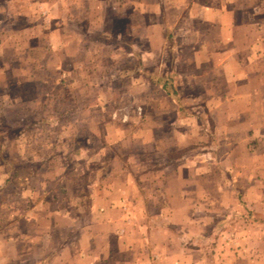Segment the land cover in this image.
Segmentation results:
<instances>
[{
	"label": "rangeland",
	"instance_id": "rangeland-1",
	"mask_svg": "<svg viewBox=\"0 0 264 264\" xmlns=\"http://www.w3.org/2000/svg\"><path fill=\"white\" fill-rule=\"evenodd\" d=\"M78 1L82 0H0L2 249H7L4 241L21 233L15 240V257L3 256L0 264L70 261L69 255L63 256L60 263L55 257L42 259L46 254H41L40 248L43 246L41 234L46 233L50 225L86 227L90 223L85 211L86 200L79 202L73 193L88 191L93 182L108 176H123L125 170L129 177L145 174L151 178L158 168L168 166L185 177L222 175L238 181V185H232V194L226 184L222 199L210 188L212 185L207 184V195L211 196L208 202L203 204L204 200L197 201L193 195L185 201L186 207L197 204L187 209L198 211L201 217L204 211L203 218L208 223L199 230L194 225L197 223L191 224L195 227L191 230H197L196 235L206 237L200 242L201 249L196 248L198 243L191 242V247L200 250L205 262L193 258L192 263L229 264V260L243 253L259 258L264 253V215L248 210L246 205L253 191L247 195L245 184L240 181L245 182L246 176L260 179L264 170L247 169L244 147L235 158L237 167L232 170L220 167L230 150L248 135L230 134L233 122L216 117L214 103H204L205 98L213 96V89L208 94L199 86H185V79L179 81L177 73L175 89L162 91L151 85L152 77L172 80L169 56L162 51L158 55L151 54V42L146 38L136 39L134 32L123 27L121 21L114 22L111 45L105 46L101 38L94 40L92 35H87L88 25L83 23L79 27L84 28V37L80 41L71 40V29L75 25L70 23L72 19L67 21L66 18L63 23L68 31V47L75 44L89 49L87 55L64 56L60 50L63 40L59 39V34L56 38L51 33L59 27L55 18L60 11L62 16H68L71 3ZM141 8L145 10V6ZM95 11L100 13L101 9ZM146 17L140 20L144 36L146 24L150 23ZM132 25L129 22L128 26ZM154 41L161 49L162 40L157 37ZM122 45L129 49L138 45L142 54L124 56L120 54ZM171 93L181 102H173L169 98ZM220 108L225 111L227 106L223 104ZM239 129L247 133L246 127ZM258 139L262 136H255L247 151L253 153L255 163H262L264 145ZM155 199L151 209L157 207L156 203L163 204L161 198ZM78 202L83 208L79 214L73 209ZM182 204L180 200L173 205L177 235L174 252L180 262L175 264H183L184 249L180 244L186 242ZM61 207L63 213L55 215L54 210ZM67 209L71 212H65ZM191 215L199 220V215L193 212ZM247 226L254 237L250 249L241 242L247 235ZM28 245L32 254L25 258ZM200 254L193 255L200 258Z\"/></svg>",
	"mask_w": 264,
	"mask_h": 264
},
{
	"label": "crops",
	"instance_id": "crops-1",
	"mask_svg": "<svg viewBox=\"0 0 264 264\" xmlns=\"http://www.w3.org/2000/svg\"><path fill=\"white\" fill-rule=\"evenodd\" d=\"M83 2L85 0L71 3L68 16H62L60 11L55 18L59 27L51 33V36L57 38L59 34V39L61 37L63 40L60 43L62 46L60 50L63 51L64 56L87 55L89 49L75 44L68 47V31L63 23L66 18L67 21L72 19L70 23L75 25L71 29V40L80 41L84 37V28L79 27V24L83 23L88 25L87 35L93 37L89 36V38L94 40L101 38L105 46L111 45V29L114 22L121 21L123 27L130 28L134 32L136 39L146 38L151 42V54L158 55L162 51L169 56L171 68L169 72L173 74L172 80L152 77L151 85L162 91L171 90V87L177 85L178 81L175 80L177 73L179 81L185 79V86H199L208 94L213 89V96L205 98L204 103H214L213 114L233 122L230 134L248 135L247 138L237 142L230 150L227 159L220 162V167L231 170L237 167L235 158L239 150L244 147L247 169L264 170V162L255 163L253 153L247 151L248 146L254 142L255 136L261 135L262 139L258 141L264 145V14H262L264 0H87L86 3ZM142 6H145L144 11ZM96 8L101 9L100 13L95 11ZM144 16L149 17L150 22L146 24V36L140 31L142 26L140 20ZM129 22L133 24L132 27L128 26ZM62 26L64 28H60ZM157 37L162 40L161 49L154 43ZM57 45L59 48V40L56 41ZM121 47L123 50L120 54L124 56L142 54L138 45L130 47L137 52L134 54L129 47L123 45ZM196 81L198 83H194ZM169 98L173 102H181L175 94L171 93ZM223 104L227 106L225 111L218 109ZM204 115L207 117V112H204ZM244 127L247 133L239 129ZM157 170L151 178L145 177V174L129 177L125 170L122 171L123 176L120 174L108 176L101 181L93 182L88 191L73 193L72 196L79 202L86 200L85 211L90 223L86 227L73 224L66 228L55 223L50 225L46 233L41 234L43 246L40 248V253L46 254L41 258L55 257L56 262L60 263L63 256H71L70 261L67 260L64 264H96V261L97 264H175L178 260L174 252L177 235L173 219L176 210L173 205L174 202L182 200V207L185 210L183 216H186L183 237H186L184 240L186 242L180 244L184 249V259L182 258L181 262L193 264V258L201 261L200 250L195 251V246L192 248L191 242L198 243L197 249L202 248L200 242L206 237L195 233L208 223L203 218L204 211H201V217L198 211L187 209L196 207L197 204L186 207L185 201L190 200V195H193L194 198H198L197 201L204 200L203 204L208 202L211 196L207 195L206 188H209L206 187L207 184L212 185L210 188H213L222 199L224 190H227L226 184L230 186L232 194V185H238L236 184L238 181L232 177L225 179L222 175L185 177L172 166ZM240 183L245 184L246 194H251L253 191L252 196L247 197L248 210H252V214L264 215V175L260 179L257 177L247 179L246 176L245 182L242 180ZM158 197L163 204L156 203L157 207L151 209L150 205L155 206L154 201L155 198L159 199ZM79 202L73 208L78 214L83 210ZM150 210L156 213L152 214ZM66 211L71 212L69 209ZM192 212L194 215H199V220H194L196 217L191 215ZM58 213H63L62 207L54 210L55 215ZM27 217L26 219L30 220L29 216ZM101 218L102 222H100ZM194 222L197 223L194 224L197 230H191L195 229L191 226ZM93 223L99 225H91ZM110 223H114L115 226H110ZM249 228L250 226H247V235L241 240L247 249L253 248L251 240L254 238ZM262 236L264 238V234ZM16 238L4 241L8 244L6 246L8 250L0 246V258L15 257ZM262 241L264 246V239ZM194 253H199L200 258L195 257ZM31 254V246L28 245L24 256L26 258ZM229 264H264V253L257 259L243 253L242 256L238 255L237 258L229 260Z\"/></svg>",
	"mask_w": 264,
	"mask_h": 264
}]
</instances>
